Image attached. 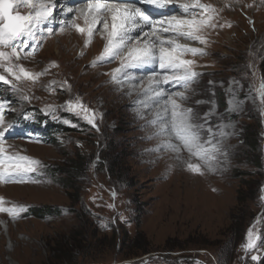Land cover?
I'll return each instance as SVG.
<instances>
[{"label": "rangeland", "instance_id": "obj_1", "mask_svg": "<svg viewBox=\"0 0 264 264\" xmlns=\"http://www.w3.org/2000/svg\"><path fill=\"white\" fill-rule=\"evenodd\" d=\"M201 2L220 10L223 27L207 31L206 55L186 57L202 74L186 93V106L214 130L231 123L219 167L192 174L174 154L153 151L160 144L149 125L154 112L133 107L147 81L134 91L131 85L118 90L108 74L119 61L91 66L105 43L94 50L93 37L85 47L86 36L69 21L59 25L58 16L48 25L53 34L21 61L45 74L35 83L15 82L21 92L0 84L5 119L14 126L9 152L39 162L31 174L38 182H0L4 206L25 209L16 219L0 213V264H264V115L250 92L264 80V0ZM79 3L60 0L57 13ZM233 90L243 104L238 112L229 106ZM74 97L94 110L98 131L65 110ZM39 115L64 129L56 142L42 134ZM46 207L53 212L35 216ZM250 228L261 239L246 250Z\"/></svg>", "mask_w": 264, "mask_h": 264}, {"label": "snow or ice", "instance_id": "obj_2", "mask_svg": "<svg viewBox=\"0 0 264 264\" xmlns=\"http://www.w3.org/2000/svg\"><path fill=\"white\" fill-rule=\"evenodd\" d=\"M56 7L58 5L50 0H0V69L3 70L0 82L10 85L16 92H21L17 81L37 82L45 73H32L21 61L34 55L37 46H42V41L53 34L54 29L48 25L59 16V24L64 26L67 19L71 28L86 36L85 47L92 43L94 34L106 41L91 66L103 67L119 61V66L108 74L118 90L131 85L134 91L147 81V87L133 107L149 108L154 112L149 125L155 129L153 136L160 144L153 151L174 154V159L192 174L204 175V168L215 171L227 155L223 145L224 138L232 135L226 131L231 123L221 124L214 130L206 118L186 106L189 101L186 93L202 75L196 70V60L186 57L206 55L207 31L223 27L217 22L220 10L201 0H80L78 6L67 7L66 12L71 15L65 17L63 12L54 13ZM24 9L28 11H22ZM80 19L84 26L76 23ZM251 23L254 29V22ZM146 68L152 71L143 78L135 75L137 70ZM232 83L240 86L238 80ZM67 87L70 89L71 85ZM251 91L256 92L264 115V80L258 87L250 86ZM126 95H131V91ZM23 99L30 98L24 95ZM229 106L233 111L242 110V101L236 99L235 90ZM64 107L99 130L94 110L79 97L70 99ZM5 108L6 105L0 103V182H38L31 174L37 172L39 162L9 152L7 140L14 126L6 122ZM52 111L54 113V109ZM143 115L141 111V118ZM4 205L5 200L0 198V213H7L13 219L25 211L22 206ZM260 239L259 233L250 228L243 247L256 249ZM251 259L255 261L259 257L252 255Z\"/></svg>", "mask_w": 264, "mask_h": 264}, {"label": "trees", "instance_id": "obj_3", "mask_svg": "<svg viewBox=\"0 0 264 264\" xmlns=\"http://www.w3.org/2000/svg\"><path fill=\"white\" fill-rule=\"evenodd\" d=\"M37 118H39L41 124L43 125V130L41 131L42 134L44 133H48L50 134L53 138V141H48V142H56V136L63 133L64 132V129H62V127L60 126V124H57V123H50L47 121V119H42L43 117L42 116H36ZM43 120V121H41ZM66 132V131H65ZM260 168V166H258V169ZM80 168H77L76 170L79 171ZM111 170V168L109 169ZM112 170H114V168H112ZM77 171V172H78ZM112 173V172H111ZM51 208H43V209H40L39 213L35 214V216H46V215H49L51 214L52 212L50 211ZM264 223L261 224V226L263 227ZM262 230V229H261Z\"/></svg>", "mask_w": 264, "mask_h": 264}, {"label": "bare ground", "instance_id": "obj_4", "mask_svg": "<svg viewBox=\"0 0 264 264\" xmlns=\"http://www.w3.org/2000/svg\"><path fill=\"white\" fill-rule=\"evenodd\" d=\"M51 1V0H50ZM66 1H68L69 3L71 2H80V0H66ZM59 2H60V0H55V2L54 1H52L51 3L52 4H54V5H56V4H59ZM56 3V4H55ZM213 3V2H212ZM67 7L68 6H66V7H61V9H63V13H64V15H65V17L66 16H70L71 15V13H67L66 12V9H67ZM57 10H56V13H57V11H59V9L58 8H56ZM55 12V11H54ZM83 20V19H82ZM68 20L67 19H65V24H68V22H67ZM53 22H55V21H53ZM218 22V21H217ZM78 24H81V26L83 25L81 22H77ZM56 24V23H55ZM60 25V24H59ZM66 28V27H65ZM65 28L63 27V29L65 30ZM71 29V28H70ZM66 33V32H65ZM76 33V32H75ZM60 34H61V32H60ZM69 34V33H68ZM77 34V33H76ZM137 33H133V35H136ZM66 35V34H65ZM73 37V36H72ZM95 39L94 40H96V44L94 43L93 44V49L94 50H96L95 49V47L98 45L97 44V42L99 43V44H101V43H106V41L99 35V34H94V36H93ZM146 38V37H145ZM84 39V38H83ZM72 40V39H71ZM64 41H66V40H64ZM68 41V40H67ZM61 44V43H60ZM58 46V45H57ZM65 44H62V47L63 48H65ZM69 48V47H68ZM89 48V47H88ZM60 50V49H59ZM99 50V49H98ZM86 52V51H85ZM74 53V52H73ZM72 53V54H73ZM75 58V57H74ZM78 59V58H77ZM91 63V62H90ZM117 64H119V62L117 63ZM115 65L114 67H118L119 65ZM45 68V67H44ZM48 70V69H47ZM38 72V71H37ZM36 73V72H35ZM47 73V72H46ZM140 90V89H139ZM136 96V95H135Z\"/></svg>", "mask_w": 264, "mask_h": 264}, {"label": "water", "instance_id": "obj_5", "mask_svg": "<svg viewBox=\"0 0 264 264\" xmlns=\"http://www.w3.org/2000/svg\"><path fill=\"white\" fill-rule=\"evenodd\" d=\"M0 84H3L2 82H0Z\"/></svg>", "mask_w": 264, "mask_h": 264}]
</instances>
